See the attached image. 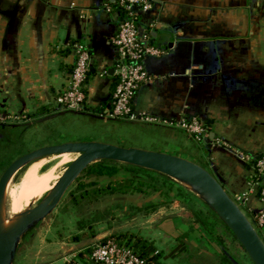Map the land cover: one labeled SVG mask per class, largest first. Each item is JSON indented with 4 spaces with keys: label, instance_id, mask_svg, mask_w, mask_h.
<instances>
[{
    "label": "crops",
    "instance_id": "1",
    "mask_svg": "<svg viewBox=\"0 0 264 264\" xmlns=\"http://www.w3.org/2000/svg\"><path fill=\"white\" fill-rule=\"evenodd\" d=\"M149 1V8L137 9L136 21L161 53L143 60L147 80L132 108L165 124L106 115L115 82L112 38L122 17L112 0H0V116L16 118L0 122V175L13 161L2 159L17 131L38 134L43 127V140L29 150L100 141L177 155L203 166L244 213L264 209L254 168L264 156V0ZM77 42L88 49L93 74L83 107L66 111L57 106L56 96L73 67ZM179 118L199 119L207 137L195 141L175 126ZM5 134L8 142L1 139ZM104 164L116 173H82L86 186L71 195L75 203L71 200L77 204L83 189L95 199L114 198L116 207L100 213L115 217L119 209L121 216L128 212L130 222L102 221L99 211H90L93 223L75 218L66 212L69 206H61L66 192L21 239L12 264L21 262L31 246L37 248L31 264L79 260L84 248L115 233L152 244L159 264H231L222 259L219 240L202 231L200 212L184 203L193 198L187 189L160 182L165 188L144 200L137 194L143 191L130 187L144 175L158 182L156 175L119 162ZM133 192L134 203L129 200ZM261 234L264 238V226Z\"/></svg>",
    "mask_w": 264,
    "mask_h": 264
},
{
    "label": "water",
    "instance_id": "2",
    "mask_svg": "<svg viewBox=\"0 0 264 264\" xmlns=\"http://www.w3.org/2000/svg\"><path fill=\"white\" fill-rule=\"evenodd\" d=\"M77 154L52 187L35 204L6 218L7 186L25 165L44 157ZM106 160L163 174L194 193L222 222L244 249L253 264H264V240L246 214L217 179L203 166L186 158L137 147L100 141H66L41 146L15 158L0 175V264H12L19 242L51 214L70 186L92 163ZM231 264H240L219 244Z\"/></svg>",
    "mask_w": 264,
    "mask_h": 264
},
{
    "label": "built area",
    "instance_id": "3",
    "mask_svg": "<svg viewBox=\"0 0 264 264\" xmlns=\"http://www.w3.org/2000/svg\"><path fill=\"white\" fill-rule=\"evenodd\" d=\"M124 9L125 17L119 23L112 38L114 46L113 71L115 82L111 92V108L106 114L115 119L141 121L149 123H166L148 115H137L132 105L139 86L147 80L143 60L148 56H159L160 50L149 42L148 33L140 31L136 21L137 9H147L151 6L149 0H112ZM75 62L67 76L65 86L56 96V104L66 111L80 110L87 95V74L91 56L86 46L80 42L73 45ZM0 116V122L10 120ZM175 126L186 132L195 141H203L207 132L197 118H179ZM256 183H260L259 195L264 203V157L257 158L254 163ZM247 216L257 233L262 236L264 226V209L249 213ZM263 238V237H262ZM264 240V238H263ZM82 257L65 264H151L132 246V241L107 237L96 241L82 251Z\"/></svg>",
    "mask_w": 264,
    "mask_h": 264
},
{
    "label": "rangeland",
    "instance_id": "4",
    "mask_svg": "<svg viewBox=\"0 0 264 264\" xmlns=\"http://www.w3.org/2000/svg\"><path fill=\"white\" fill-rule=\"evenodd\" d=\"M9 118H11L12 120L16 119L15 117H13V118L9 117ZM4 123H6V122H4ZM41 129L42 130L38 134L30 133V134L24 135L23 129H20L19 131H17V135H16V137H14L15 142L11 141V143H10V141H9L10 144H9V146H7L8 148L6 149V156L3 157L2 161L5 162V161H7V159L9 160L11 157H13L12 159L14 160L19 155L26 153L29 150V147L31 145L34 146L36 144V142H41V140H43V138L41 137V135L43 136V132H42L43 127ZM8 137H9V135L5 134V136H1V139L6 141L8 139ZM6 142H8V141H6ZM54 156H56V155H54ZM54 156H48V157H44V158H41L39 160L33 161V162L25 165L24 167H22L19 171H17L13 175L10 182L8 183V186H7L8 190L6 193L5 214H6L7 219L10 218L11 216H13L12 214L17 213V212L21 211L22 209H24L29 202H30L29 203L30 205H35L43 197L44 192H46L50 188L49 187L46 191L42 192L37 198H35L33 200L32 199L27 200L26 203H24L21 206L22 208L20 207L16 210H13L11 208L12 200L16 196L17 188L19 186V182H20L21 176L24 173V171L28 167H34L35 166L37 168V172L42 173L45 170H47L48 168L52 167V165H54V162L52 161V158ZM76 156H77V154H73V153L67 155V161L61 162L56 167V169L54 171L55 178L50 183H52L57 177L59 178V176L65 170L66 166ZM141 178H142V180L134 181V183L132 184V187H130V189H132L133 191L134 190L143 191V193H144L143 195L139 194V193H137V194H138V196H142L141 198H143L144 200L148 199V196H150L149 194H152L156 189L159 190V189L165 188V187H162V185L159 181L154 182V183H150L151 181L149 180V178L145 177V175H144V177H141ZM87 182H90V180H88ZM127 183L128 182H126V181L124 182V184H127ZM177 184H179L178 185L179 187L177 186L178 188L187 189L185 186L181 185L180 183H177ZM88 189H90V191L92 190V188H88ZM166 190H167V187H166ZM169 191H171V189H169ZM75 192H80V191H77L76 183H73L70 186V188L68 189L67 195L64 197L63 202L61 203V206H66V205L69 206V210L68 209H65V210H66V212H69L73 217L79 218V219L84 218V220L87 223H93L94 220H93V217H90V215H91L90 211H99L98 215L101 217L102 221H104L105 219H108V218H112V219H114L113 224H118V225L130 222L131 218H130V215L128 214V212L123 213V216H121V212L119 209H118V216H115V217L113 216L114 213H111L112 214L111 217L109 216V213H100L103 210H105V208L110 209L112 207L113 208L116 207L118 201L115 200L114 198L110 199V197H100L99 196L98 199L97 198L95 199L94 195H90V197L84 196L83 198H80L77 204H73L74 201L72 202L71 199L73 198L72 196ZM188 192L192 195L193 198L192 199L190 198L189 200H185L184 203L190 209H192L196 212L197 211L200 212L203 222L207 223L205 225L206 226H209L208 224L212 225L211 228H209V227L208 228H209L210 235L212 233L214 235H213V237H210L209 235H207V233L204 229H202V231L205 232V234L212 240H216V239H214L216 237L219 238L218 243L226 250V252H228L240 264H253L252 261L250 260V258L248 257V255L246 254V252L244 251V249L241 247V245L230 234V231L227 228H225V226L222 227L221 223H219L220 221L218 222L216 219L210 218L208 216L209 212H208V208L206 207V205L198 197H196V195L194 193H192L189 190H188ZM175 194H174V192L171 191L172 197H174ZM131 195H133V196L129 197V200H131L132 203H134V201H137V198L135 197V193L131 194ZM129 203H131V202H129ZM29 204H28V206H29ZM119 204H122V203H119ZM249 213L250 212L245 211V214L247 216H250ZM36 228L37 227H35V229ZM87 232L89 233L90 231L87 230ZM261 238H262V236H261ZM36 250H37V248L34 246L29 247L26 250V254H25V256H23L21 262L17 261V263H15V264H31L32 263V261L30 260L31 254L34 253ZM41 251H43V248L41 249Z\"/></svg>",
    "mask_w": 264,
    "mask_h": 264
},
{
    "label": "trees",
    "instance_id": "5",
    "mask_svg": "<svg viewBox=\"0 0 264 264\" xmlns=\"http://www.w3.org/2000/svg\"><path fill=\"white\" fill-rule=\"evenodd\" d=\"M113 4L118 7V9L120 11V14L122 16L121 20H123L124 17H125L124 16L125 15L124 9L121 6H119L118 3L114 2V1L111 3V5H113ZM75 58H76V56H75ZM73 65H74V63H73ZM92 74H93V70H92V60H91L90 67H89V72L87 74V84H88V81H89L90 77L92 76ZM109 102H110L109 105H110V108H111V105H112L111 104V96H110ZM202 126L206 130V124L203 123ZM261 157H264V156H261ZM106 162H112V161L101 160V161L94 162V163H92L90 166H88L86 168V170L83 172V175H90V174L91 175L93 174V175H96V176H101V175L110 176V175H114L116 173V169L114 167L105 165L104 163H106ZM123 165H125L129 169H133V170H135L137 172H142L143 174H154V175L157 176V178H159L158 181L161 182L162 184H168V185L177 184V182H175L174 180L168 178L167 176H165L163 174H159V173H156V172H153V171H150V170H146V169L135 167V166H131V165H126V164H123ZM81 178L82 177L77 179L76 188H84L86 186V183H83L82 181H80ZM81 193H82L81 194L82 196H85V195L87 196L88 195V191L86 189H83V191ZM75 198L76 197H73L74 202H76ZM208 212H209L208 216L210 218H214L218 222L220 221L210 209H208ZM219 223L222 224L221 221ZM205 224H207V223H204L202 218H201V226H202V228L206 231L207 235H209L210 237H213L214 234L212 233L210 235V233H209V228H211L212 225L208 224L209 226H206ZM230 234L233 236V234L231 232H230ZM108 237H114V238H117V239L131 240L132 241V246H133L135 251H137L141 256L145 257L148 260L149 263H151V264H159L158 263V255L155 254V252H154L155 250H154L152 244H150L149 242H146L142 238L137 237V236H132L130 234H125V233L124 234L123 233H115V234H112V235H110ZM106 238L107 237H105L103 239H100V240L103 241ZM214 239L219 240V238H217V237L214 238ZM221 257H222V259L225 262L230 263V261L227 259V257L224 254H222Z\"/></svg>",
    "mask_w": 264,
    "mask_h": 264
},
{
    "label": "bare ground",
    "instance_id": "6",
    "mask_svg": "<svg viewBox=\"0 0 264 264\" xmlns=\"http://www.w3.org/2000/svg\"><path fill=\"white\" fill-rule=\"evenodd\" d=\"M67 155L68 154H60V155L54 156L52 158L54 165H52V167L48 168L47 170H45L42 173H38L37 168L35 166L34 167H28L21 176L19 186L17 188V192L15 191L16 196L14 197V199L12 200V203H11V208L13 210H16V209L20 208L24 203H26L27 200L35 199L42 192L46 191L49 187L51 188L52 185L55 183V181L58 178L57 177L52 183H50L55 178L54 171H55L56 167L61 162L67 161ZM28 204H27V206H28ZM21 211H19V212H21ZM17 213H14V214H17ZM14 214H12V215H14Z\"/></svg>",
    "mask_w": 264,
    "mask_h": 264
}]
</instances>
